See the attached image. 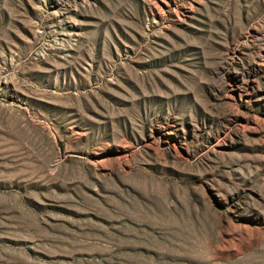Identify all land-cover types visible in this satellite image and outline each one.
Masks as SVG:
<instances>
[{
	"label": "rangeland",
	"instance_id": "obj_1",
	"mask_svg": "<svg viewBox=\"0 0 264 264\" xmlns=\"http://www.w3.org/2000/svg\"><path fill=\"white\" fill-rule=\"evenodd\" d=\"M0 264H264V0H0Z\"/></svg>",
	"mask_w": 264,
	"mask_h": 264
}]
</instances>
